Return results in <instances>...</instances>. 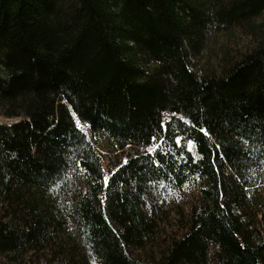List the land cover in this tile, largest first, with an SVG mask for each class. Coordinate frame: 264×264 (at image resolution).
<instances>
[{
    "label": "trees",
    "instance_id": "16d2710c",
    "mask_svg": "<svg viewBox=\"0 0 264 264\" xmlns=\"http://www.w3.org/2000/svg\"><path fill=\"white\" fill-rule=\"evenodd\" d=\"M0 117V264H264V0H0Z\"/></svg>",
    "mask_w": 264,
    "mask_h": 264
},
{
    "label": "rangeland",
    "instance_id": "374dc122",
    "mask_svg": "<svg viewBox=\"0 0 264 264\" xmlns=\"http://www.w3.org/2000/svg\"><path fill=\"white\" fill-rule=\"evenodd\" d=\"M233 33L237 34L235 37L232 38V40L226 41L225 37H220L218 41L216 40V44L209 47L200 57L197 61H194L193 63L198 68L202 69L204 72L208 69H211L212 66H215L217 64V61L219 59V56L223 53V45H228L231 47L232 50H239V51H245L249 48L248 44V38L243 35V33L237 29L232 31ZM212 51V52H211ZM218 55L217 58H215ZM173 115L171 114H165L164 115V121L166 122L168 119H170ZM174 118H179V116H175ZM79 127L84 131L89 141H92L91 131L90 128L86 125H83L77 118H76ZM15 121L14 119H6L5 117H0V124H9L11 122ZM99 152L101 153L104 168L107 170V168L111 165L112 162L113 166L115 164H119L121 162L126 161L128 155L135 154L140 151H144V148L140 147H127L123 150L116 149L114 152L112 151V146L107 140V138H102L100 140V143L98 144ZM193 149V146L191 147ZM188 199V198H187Z\"/></svg>",
    "mask_w": 264,
    "mask_h": 264
}]
</instances>
